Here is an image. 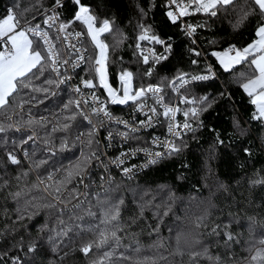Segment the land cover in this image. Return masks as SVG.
Here are the masks:
<instances>
[{
	"label": "trees",
	"instance_id": "trees-1",
	"mask_svg": "<svg viewBox=\"0 0 264 264\" xmlns=\"http://www.w3.org/2000/svg\"><path fill=\"white\" fill-rule=\"evenodd\" d=\"M82 3L91 6L98 25L108 19L113 32L119 34L102 37H107L109 45L108 78L114 87L118 86L119 73L129 70L134 86L162 84L167 97H173L170 82L179 75H202L213 68L218 80L192 84L183 90L182 98L187 96L197 103H180L181 116L193 106L203 107L199 102L203 97L211 101V106L197 119L187 118L195 131L183 137L179 153L165 156L131 179L117 177L98 191L101 176L90 166L92 159L82 179L73 174L66 180L77 164L97 153L98 139L74 104L65 108L69 100L74 101L69 91L44 82L45 77L55 80L45 71L32 84L56 95L24 89L17 96V101L24 102L23 108H16L14 102L15 111L9 109L11 121L0 116V122L13 125L0 133V264H93L104 252L112 253L105 264H217L215 258L222 264H250V256L261 247L258 241L264 238V183L259 182L264 179V122L253 119L255 106L239 82L240 72L250 71L247 64L225 71L211 54L254 43L258 39L255 31L264 21L251 15L235 27L243 0L240 6L222 10L216 17L193 12L177 24L167 17L168 0ZM53 5L54 0H0V16L14 9L24 21L42 26L39 16ZM63 5L57 11L61 21L68 23L76 7L71 0H63ZM140 25L171 45L168 59L155 65L151 76L144 75L149 65L142 63L136 48ZM188 25L203 26L189 35L184 30ZM66 30L86 31L77 22ZM140 44L161 50L160 45L148 41ZM81 46L88 56L93 53L89 37H84ZM90 67L85 60L77 75L93 79ZM94 91L103 96L102 89ZM29 135L35 139L23 143ZM65 140L70 150L61 151ZM176 144L181 145V141ZM9 152L20 160L19 164L11 163ZM41 160L47 163L37 167ZM49 174L50 180L46 179ZM56 188H60L58 200L54 199ZM100 200L118 206V221L107 227L118 225L121 239L118 245L110 240L102 248L94 247L85 256L80 248L96 238L94 232L85 229L105 227L100 223ZM88 210L95 217L88 216ZM69 226L71 230L62 235ZM227 232L232 233L234 241L227 240ZM178 235L182 255L176 252Z\"/></svg>",
	"mask_w": 264,
	"mask_h": 264
},
{
	"label": "snow or ice",
	"instance_id": "snow-or-ice-1",
	"mask_svg": "<svg viewBox=\"0 0 264 264\" xmlns=\"http://www.w3.org/2000/svg\"><path fill=\"white\" fill-rule=\"evenodd\" d=\"M71 2L76 6L75 14L72 18L73 21L80 22L86 26V31L75 33V37H90L91 44L93 45V53L87 57L82 54V52L87 51V49L69 45L70 49H75L76 56V63L72 66L75 68L79 62L87 60L91 65L90 71L93 73V79H83L81 81L83 87L93 90L103 89L104 93H106L104 99L97 96L95 91L91 93L92 100L99 105V107H94L92 109L93 114L99 116L100 113L103 112V114L111 120L113 117L108 111V104L117 105L131 102L139 111H143L145 107H148L149 112L144 113L145 119L139 121V124L142 127H147L151 125L153 115L163 116L168 121V132L171 134L174 129L177 130L175 132V137L177 140L181 141V145H177L173 140H165L163 152L152 153L146 151V154L154 157H164L179 153L183 146V130L195 131L187 118L191 116L193 119H197L201 112L207 110V108L211 106V101H208L207 97L201 98L199 102L203 104V107L197 109L193 106L190 110L183 112V117L185 118L183 122H176V114L181 110L170 106L174 99L171 96L168 98V103H164V96L160 95V93L164 91L162 84H149L147 86L137 84L134 86L133 72L125 70L119 75L120 87H114L113 84L109 82L108 78L109 45L105 42L107 37H105V39H101V37L105 33H110L114 36L119 34L113 32L112 23L108 19L100 21L98 25L97 18L92 12L91 6L83 4L82 0H71ZM240 4L241 0H168V11L166 14L171 23L177 24L182 17L191 15L193 12H202L209 17H216L220 11H229L232 8L240 6ZM63 6V0H54L55 9L62 8ZM141 11L143 12V10ZM251 15H258L261 20L264 21V0H243L240 17L235 27H239ZM58 19V13L53 11L50 15H47L44 23L48 24L49 27H53L55 24L50 22H55ZM202 26L203 25H188L186 30L188 34L191 35L196 31V27ZM68 27V23L61 21L57 31L63 32ZM139 27L140 34L136 37V48L139 50L142 63L144 65H149V67L145 69L144 75L151 76L154 66L168 59L167 53L171 52V45L167 44L160 36L151 33L149 27L144 25H140ZM255 35L259 39L246 47L237 48L233 45L225 51L213 52L211 55L216 58L225 71H230L237 65L247 64L250 71L240 72L239 82L244 92L251 98V104L255 106L253 119L264 122V22L258 25ZM48 37L49 34L42 31L39 24L33 25L30 22L24 21L23 16L18 15L14 9H9L5 15L0 16V116L4 117L5 120L11 121L12 115L9 113V109H12L13 112L15 111V108H13L14 102L16 108H23L24 102L17 101V96L22 90L31 88L32 91H43L45 94L50 92V89L35 88L32 84L33 80L40 79V77L44 76L45 71L53 72L56 73L57 76H61L60 66L69 63V60L63 58L61 51L51 42L52 39H59V37ZM64 40L67 42V36L64 37ZM142 41L160 45L162 46V50L157 52L155 48H148L147 54H145V49L140 44ZM119 42L120 41H117V43ZM195 54L197 56L200 55L199 52ZM193 63H196V61H193ZM185 76L186 74H181L176 80L170 82L173 86V90L177 93H179L180 88L189 83ZM68 78L69 77L65 76L63 79L57 81L45 77L44 82L48 85L59 87V85L64 82V79ZM210 78L209 75H196L192 76L191 80L206 81ZM177 81H179V88L176 87ZM74 91L79 93L81 89L77 86ZM50 94L53 96L56 95L55 92H50ZM148 100H152L155 105L161 106L163 111L158 112L157 107L148 105ZM206 101L207 103H205ZM83 102L87 104L89 101L85 99ZM180 103L195 105L197 100L183 96ZM70 104H74L78 109L81 107L80 100H69L65 108ZM81 115L84 120H87L88 123L91 124V120H89L86 115L83 113H81ZM74 118L75 117H68V119ZM29 123H33V121H29ZM116 123L122 124L132 133L137 131V128L129 125L127 121L117 120ZM12 127L13 125L11 123L5 124L0 122V133H5L7 129H11ZM64 127L67 128L68 125L66 124ZM17 131H19V129H17ZM53 131H55V129H53ZM89 135H91V133H89ZM120 135L125 139L129 138L128 132L120 133ZM111 138L112 136L109 134L108 139L110 140ZM32 139V136L29 135L23 140V143H27ZM218 142L223 143L219 140ZM60 150H70L66 140L61 143ZM49 151H52L51 148ZM245 151L248 152L247 149ZM52 154L55 155V152H52ZM27 155L28 153L25 152V156ZM93 158L99 159L95 152H93L91 156L85 158L81 164H77L74 171H69L66 180L70 179L73 174L80 176L82 179V173L85 172L88 163ZM8 159L12 164L20 163V160L11 152L8 153ZM45 163H47L46 160H41L36 163V166L39 167L41 164ZM147 163L156 164L158 160L151 159ZM131 170L132 169H124L125 173ZM46 179H52L51 174H49ZM41 182L44 181L42 180ZM259 182L264 183V179L259 180ZM55 192L57 195L54 196V199L58 200L60 188H56ZM16 195L19 196V193H16ZM98 203L101 207L103 217L100 223L105 225V227L100 228L99 225H96L95 227H88L85 229L87 232H94L96 234L94 240L84 243L80 248V251L85 256H88L94 247L97 249L102 248L109 244L110 240L118 245L121 239L117 235L118 225H113L111 229L107 227V225L112 224L114 221H118L120 215L118 206L112 205L108 200H100ZM120 203H123V201H120ZM47 206L55 207L53 204ZM87 215L95 217L96 214L88 210ZM78 219H83V217H78ZM70 230L71 227L69 226L61 234L66 235L67 231ZM226 238L228 241H234L231 232L226 233ZM175 243L177 245V254L182 255L183 253L180 248L181 238L179 235L176 237ZM258 243L261 247L250 256V264H264V238L260 239ZM29 250L35 251V248L30 247ZM137 251H139V249H137ZM203 254H207L206 249ZM194 255L198 256L201 255V253H195ZM111 256V252H104L101 257L93 261V264H105V261H109ZM209 259L213 258L209 257ZM215 259L217 264H222V262H219V258Z\"/></svg>",
	"mask_w": 264,
	"mask_h": 264
},
{
	"label": "built area",
	"instance_id": "built-area-1",
	"mask_svg": "<svg viewBox=\"0 0 264 264\" xmlns=\"http://www.w3.org/2000/svg\"><path fill=\"white\" fill-rule=\"evenodd\" d=\"M76 7V6H75ZM53 11H57L54 8V5L46 9L41 13L39 18L42 19L43 25L40 26L42 31L47 32L49 34L48 38L59 37V39H52L51 42L56 45V47L61 51L63 58L68 59L69 63L66 65L60 66L61 76H57L56 73H52V76L55 80H61L65 76L69 77L68 79H64V82L59 85L60 88H66L69 93L73 96L74 101L80 100L81 107L78 109L81 118L83 119L81 113L86 115L89 120H91V124L88 123L87 120H84V123L91 127L92 132L97 136L98 139V151L96 155L99 159H92L90 166L96 170L101 179L97 186L98 191L103 190L107 185L113 183L117 177H123L125 179H131L139 174H141L144 170L152 166L153 164H148L147 162L151 159H157L158 161L164 157H154L152 155H147V152H163L164 151V141L165 140H173L177 143V139L175 137L176 129L170 134L168 132V121L163 116H152V123L150 126L142 127L139 124V121L145 119L144 113L149 112V108L145 107L143 111L137 110L135 106L129 102L128 104H117L112 105L108 104V111L112 114V119L109 120L103 112L100 113L99 116L93 114L92 109L94 107H99V105L92 100L91 93L94 91L93 89L84 88L81 81L82 77L77 75L79 68L84 64L85 61H81L77 64L75 68H73V64L76 63L75 49H70L69 45H75L76 47H82L81 43L85 36L75 37V33L79 32H71L65 30L63 32H58V26L61 22L60 14L58 13L59 19L54 23L55 26L49 27L48 24L44 23L47 15H50ZM75 23L72 20L68 22L69 26ZM81 24L80 22H77ZM83 25V24H81ZM86 30V26L83 25ZM187 27L184 26L185 34H188L186 30ZM107 34V33H105ZM103 34L102 37L105 35ZM67 36V42H65L64 37ZM101 37V39H102ZM90 39V37H89ZM167 44H170L166 41ZM229 48V47H228ZM227 48V49H228ZM145 49V54H147V49ZM226 49V50H227ZM162 50V46H161ZM160 50V51H161ZM159 51V52H160ZM82 54L87 57V53L84 51ZM210 72H207L202 75H209L211 78L206 81H193L191 80L192 76L185 77L188 79L189 83L184 85V87L180 88L179 93L173 90V102L170 105L173 108L180 109V101L182 99L181 95L183 90L192 84L199 83H207L210 81L218 80V74L213 68H209ZM125 71V70H124ZM129 71V70H127ZM120 75V73H119ZM119 75L117 77L116 88L120 87ZM134 84V80H133ZM79 86L81 91L79 93L75 92L74 89ZM58 87V88H59ZM176 87L179 88V81L176 84ZM103 96L100 97L104 99L106 93H104L102 89ZM160 95L164 96V103H168L167 95L164 93H160ZM88 100L89 102L85 104L83 101ZM147 104L150 106L157 107L158 112H162L163 109L159 105H155L152 100H148ZM61 111V109H60ZM58 110V112H60ZM185 118L181 116V111L176 114V122H183ZM117 120L127 121L129 125L135 126L137 131L132 133L129 129H126L122 124L116 123ZM189 122V121H188ZM191 124V122H189ZM192 126V124H191ZM128 132L129 138L125 139L120 133ZM190 131L187 129L183 130V137L187 135ZM111 134L112 138L109 140L108 136ZM35 139V137H33ZM83 136L79 135L78 140L82 141ZM124 169H132L131 171L125 173Z\"/></svg>",
	"mask_w": 264,
	"mask_h": 264
},
{
	"label": "rangeland",
	"instance_id": "rangeland-1",
	"mask_svg": "<svg viewBox=\"0 0 264 264\" xmlns=\"http://www.w3.org/2000/svg\"><path fill=\"white\" fill-rule=\"evenodd\" d=\"M259 39V38H258Z\"/></svg>",
	"mask_w": 264,
	"mask_h": 264
}]
</instances>
